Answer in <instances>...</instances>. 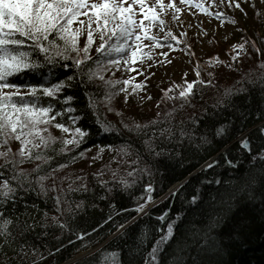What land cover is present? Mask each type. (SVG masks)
<instances>
[{
  "label": "snow or ice",
  "instance_id": "snow-or-ice-1",
  "mask_svg": "<svg viewBox=\"0 0 264 264\" xmlns=\"http://www.w3.org/2000/svg\"><path fill=\"white\" fill-rule=\"evenodd\" d=\"M249 3L252 8L257 7L255 0H212L211 4H206L205 0H180L184 6L215 16L217 20H226L233 26L238 24L234 17L211 9L223 6L240 10L247 16L242 5ZM260 4L264 7V0H260ZM169 10L178 21L183 8L176 0L167 3L165 0H0V264H45L49 257L62 250L63 241L59 236H54L58 243L55 251L45 249L47 255L30 244L25 237L36 228L44 229L45 236L53 228L71 233L82 246L77 251L83 250V259L91 258L94 264H168L169 260L171 264H219L217 257L226 247L225 236L231 239L234 235L228 221L237 207L239 194H245L248 200H264V195L256 194L257 185L264 193V111L260 113L259 123L247 130H244L246 124H242L238 135L233 121L220 118L219 112L205 108L199 110L198 115H181L187 107L197 111L196 96L200 94L203 99L202 93L216 89L214 81L221 79L212 71L207 73L209 79H203L199 63L195 66V79L188 80V73H184L183 84L175 85L180 89L178 95H172V88L162 90L155 118L125 122L124 114L117 112L121 117L119 123L108 119L107 114L116 111L113 101L118 95L123 93L127 103V98L144 91L145 81L155 75L150 71L154 64L149 63L154 59V49L175 50L174 44L183 43L170 30L163 36V42L152 34L155 27L161 32L167 27L164 17ZM256 15L264 13L258 11ZM97 34L100 43L94 48ZM81 37H84L83 44ZM258 38L264 43V32ZM227 39L225 36L224 40ZM230 51L235 53L231 61H222L216 56L212 60L238 70L241 64L233 62L249 59L254 51L261 56L259 73L249 70L237 83L264 85V49L257 46L256 39L244 36L240 42L230 45ZM159 55L164 57L159 62L161 66L165 62L172 63L168 52L161 51ZM209 63L211 61H206L203 67ZM121 68L143 76L144 80L136 83V76L115 79V71ZM58 69L71 71H61L58 76ZM108 72H112V76H107ZM30 76L39 79L32 82L27 79ZM21 78H24L23 83L15 82ZM78 89L83 90L84 108L94 115L98 134H129L121 145H106L121 158L117 163L128 164V158L135 157L126 175L120 176L117 168L111 170L112 181L100 179L103 172L97 176V184L103 190L100 193L86 183L74 188L75 181L64 189L63 183L68 177L58 176L68 164L58 163L57 157L71 155L74 161L77 157L73 149H79L92 135L81 123L85 116L76 106ZM249 91L246 86L226 87L212 108L219 109L221 104L232 106L234 115L238 113V118L246 121L247 111L236 108L232 97ZM261 91L264 92V88ZM147 99L152 97L147 96ZM167 101H173L174 106L161 111V104ZM177 101L178 107L175 106ZM53 126L65 135L54 136L50 131ZM229 141L237 146V156H232L234 149ZM13 142L18 143L15 149ZM213 150L216 155H212ZM86 151H79L80 159L86 156ZM104 151L105 148L100 147L97 155ZM188 153H203L204 163L196 173L189 172L188 177L157 200L154 178L159 168L168 167V161L184 167ZM240 154L250 164L246 177L242 182L222 180L216 169L235 171L242 165ZM96 159L97 156L92 157L93 161ZM28 164L34 167H25ZM209 173L213 178L200 180L185 198L189 206L186 210L175 213L167 206L155 216L156 223H151L153 209L158 204L176 200L193 178ZM76 179L83 181L84 177ZM214 184L220 188L208 187ZM137 187L140 195L135 194ZM70 192L91 193L93 200L98 195L107 205L109 211L99 228L93 227L89 232L74 226L80 213L86 212L88 207L99 208V204L73 200ZM124 193L134 199L135 207L117 211L112 201ZM33 194L45 203L51 200L57 215L49 217V212L39 208L35 201L29 205L28 197ZM124 213L135 214L116 219ZM194 215L199 219H194ZM105 225H111L106 233L110 240L101 243L93 236L99 235ZM110 242L122 244H118L117 250L108 251L106 246ZM69 243L74 241L69 240ZM94 244L100 245L95 251L92 250ZM174 245L179 246L178 250Z\"/></svg>",
  "mask_w": 264,
  "mask_h": 264
},
{
  "label": "trees",
  "instance_id": "trees-1",
  "mask_svg": "<svg viewBox=\"0 0 264 264\" xmlns=\"http://www.w3.org/2000/svg\"><path fill=\"white\" fill-rule=\"evenodd\" d=\"M261 11V5H257L255 9L250 11V14L254 21H249L246 24L245 28L239 32L243 37L247 36L253 39H256L257 46L264 49V43L261 42L259 39V35L261 32H264V15L257 16V12ZM233 12L226 14L229 17H233ZM183 43L185 46L186 52L194 53L191 55L196 63H199L203 68V63L197 58L196 52L194 50V44L199 41V38L192 37L187 39L186 36L183 38ZM82 44V42H81ZM190 45V48L188 47ZM93 54L95 52L93 51ZM261 61V56L254 51L252 52L251 56L247 60H241L240 70H230L223 65L218 66L215 69V73L221 76L219 81H214L217 84L216 89L212 90H205L202 95L203 99L200 98V94H198L194 100L196 105L197 111H193L191 107H187L184 110V113L181 115H198L199 110L208 109L209 111H216L220 113V118L228 120L231 119L236 127V135L239 134V130L242 127V124H246L244 130H247V127H252L254 123H259L260 120V113L264 111V92L261 91L264 88V85L256 84V85H245L244 83H237L238 81H242L244 79V74L249 70H254L259 73L260 69L258 65ZM201 68V69H202ZM61 71L63 72H70L69 69L57 70V75L59 76ZM107 76H112L111 73H106ZM115 79H120L118 71H115ZM23 79H18L16 83H23ZM27 79L32 80V82H37L39 79L38 76H30ZM175 82L170 83H160L156 85V95H155V106L161 102V97L163 95L162 90L168 89L173 87ZM248 87L249 92L241 93L239 96H233L232 100L235 103L236 108H239L241 111H247V120L241 121L238 118V113L234 115L235 109L232 106H227L225 104H221L219 109H213L212 105L217 102V100L221 97L223 90L226 87ZM119 87V86H118ZM76 95L78 97L76 106L81 109V114L85 116V119L81 122L83 126H86L89 130L92 131V135L88 138L87 142L80 146L79 149H73V154L76 155L77 159L72 161L71 155L65 157H57L58 163H67L68 167L62 170L58 176L60 178L68 177V179L64 180L63 188L67 189L69 183L75 181L72 185L74 188L79 187L81 183H86L90 189H95L97 193L102 192L103 190L99 188L97 184V176L103 172V175L100 176V179L112 181V171L114 169L119 168V175L124 176L126 175L127 171L131 170L130 161L135 157H129V163L124 164L123 162L117 163V160H120V157L116 156L114 152L112 157H109L105 160L102 157L98 156V149L100 147L106 148V145L113 144V145H121L125 143L128 133L125 132L123 136L120 135H113V134H104V133H97L96 128L97 125L94 123V115L91 112L85 110L84 105L86 103V98L83 95V90L78 89L76 90ZM172 95H178V91L174 90ZM125 101V96L120 94L118 95L115 100L113 101L114 108L116 109L115 112H110L107 114L108 119L113 120L117 123L121 120V117L117 115V112H122L124 114L123 119L125 122L131 121L133 119L137 121H147L152 118H155L157 115V108L153 112H144L143 110L138 108L135 99L130 100L127 98V103ZM174 106L173 101H167L166 103L161 104L160 110L163 111L164 109H170ZM175 106H179V101L175 102ZM139 109V110H138ZM221 109H223L221 111ZM179 118V117H178ZM59 119V118H58ZM67 119V118H65ZM52 134L56 137H63L62 134L57 133L54 131V126L51 127ZM13 142V149L18 147V143ZM234 149L232 151V156H237L238 152L235 150L237 146L229 141ZM71 147V146H70ZM219 147V146H217ZM95 148H97L95 150ZM87 149H91V151H86ZM79 151H86V156L83 159L79 158ZM204 154H191L188 153V159L185 162L184 167H181L179 164L175 163L174 161H168V167H160L159 173L154 178V183L156 186V192L154 193L155 198L160 200L161 197H164L169 189L174 185L178 184L179 182L183 181L186 177H188L189 172L196 173L200 166L204 163V159L202 156ZM212 155H216V151H212ZM93 156H97L95 161L92 160ZM240 159L242 160V165L236 169L235 171L232 170H225V168H217L216 171L221 173L220 178L224 181L232 180L234 182H242V180L246 177L248 169L250 168V164L248 160L245 158L244 155L240 154ZM106 165L108 167H106ZM56 167V164L52 165ZM25 167L32 168L34 167L33 164L25 165ZM77 176L84 177L83 181L77 180ZM213 178V174L209 173L207 175L200 174L191 180V184H189L185 190V192L180 195L174 201L165 200L163 203L157 205L152 212V221L151 223L155 224V216L159 215L161 211H163L167 206H170L174 209L175 213H181L183 210H186L189 206L185 202V198L192 192L193 188L198 185L200 180L204 179H211ZM51 184V181H49ZM212 190L220 188V185H210L208 186ZM257 188V196L264 195V193L260 192L259 185L256 186ZM136 195H140V189L137 187L135 190ZM55 195V193H52ZM69 197L73 200H80L84 199L87 202L91 203L94 202L99 204V208L88 207L86 212L80 213L74 221V226L80 229H87L91 232L93 227L99 228V225L103 222L104 218L109 211L107 205L104 202H101L97 197L93 200L91 193H69ZM239 201L237 203V207L232 212L228 224L231 226L232 238L229 239L227 236L224 238V244L226 247L217 257L219 264H264V200L255 199V200H248L246 195L241 193L239 194ZM35 201L39 208H44L49 212V217L57 215V213L53 210V205L51 200L47 201L46 203L42 200V198H37L34 194L28 197L29 205ZM116 205L117 211H121L122 208L132 209L135 207V201L132 197H130L127 193L121 194L117 196L113 201ZM21 211H23V205L20 206ZM103 210V211H101ZM135 213H124L123 216L117 217V220H123L129 218L130 215H134ZM187 215V212H184ZM194 219H199L198 216H193ZM111 225H105L103 229H100L99 235L93 236V239L100 240L101 243H104L105 240H110L109 237L106 236L107 231ZM44 229L36 228L33 232L27 234L25 239L30 243L35 245V247L39 248L41 252L47 255L45 251L46 248H50L55 251V248L58 246L57 241L54 239V236L61 237L63 241L62 250L57 253L53 257H49L48 261H45V264H65L72 259L81 251H77V248H81V244L79 241H76L75 236L69 232H61L59 229H49L48 235L45 236ZM222 231H227V229H223ZM69 240L74 241V243H69ZM131 243V239L128 241ZM118 244H122V242H110L107 244L106 248L108 251L117 250ZM99 244H94L92 246L93 251L96 248H99ZM174 247L178 250V245H174ZM189 255L194 256V252H189ZM84 257V256H83ZM83 257L79 258L76 261H79L80 264H94L91 258L88 260L83 259ZM99 257L97 256V259ZM127 254L124 255V259L127 260ZM69 264H73V261ZM168 264H171L169 260Z\"/></svg>",
  "mask_w": 264,
  "mask_h": 264
},
{
  "label": "rangeland",
  "instance_id": "rangeland-1",
  "mask_svg": "<svg viewBox=\"0 0 264 264\" xmlns=\"http://www.w3.org/2000/svg\"><path fill=\"white\" fill-rule=\"evenodd\" d=\"M165 2L167 3L168 0H165ZM211 2L212 0H205L206 4H211ZM255 2L257 5H261L260 0H255ZM176 3L178 6L183 8V12L179 14V20L177 21L173 19L171 10H169V14L164 17L167 22V27L163 32L160 31L159 27H155L152 29V34L160 37L162 42L163 36L169 30L181 41H183L184 36H186L187 39H190L192 37L199 38V41L194 44V50L196 52L197 58L203 63V65H205L206 61H211V63L207 64L206 68L203 67L201 69L202 78L207 80L209 79L207 73L209 71L214 72L215 69L220 66L212 60V57L216 56L222 61H231V57L235 53L230 51V45L242 40L243 36L239 32H241L242 29L245 28L246 24L249 23V21H254L253 17L249 15L250 11H252L254 8L250 6V3L242 5V7L247 12V16L243 15L240 10L226 8L223 6H221L219 9H211L212 11L219 10L229 13L233 12V17L238 21V24L236 26H233L226 20H217L215 16H207L203 13H200L198 9L184 6L180 4V0H176ZM261 11L262 13H264V7H261ZM145 23H147V21ZM76 26L78 25H74V27ZM198 32L201 33V35H198ZM203 32H207L208 35H202ZM183 33H187V35H183ZM225 36L228 37L226 41L224 40ZM95 39L96 45H94V48L100 43L98 34L95 36ZM83 41L84 37H81L82 44ZM174 48L175 50H171L167 47L163 49H154V59L152 61H149V63L154 64V67L150 71L154 72L155 75L152 76L149 80L145 81L146 88L144 91H141L139 95L133 94L129 96L130 100H136L138 108L143 110L144 112H153L155 110V95L157 84L170 83L172 81L175 82V85H181L184 82V73H188V80L195 79L194 70L197 63L195 62L194 58L188 52H186L184 43L174 44ZM145 51H147V49H145ZM161 51L168 52L169 58L172 60L171 64L165 62L164 66L160 65L159 62L164 60V57L159 55ZM233 63L235 65L236 63H240V61ZM239 70L240 68L235 71ZM113 71L115 70L113 69ZM118 73L121 80L129 79L130 76H136V73L126 72L123 68H121ZM143 80V76H136L135 82L139 83ZM175 85L170 88H172L173 91L177 90L179 92L180 89L176 88ZM121 94L124 95L123 93ZM147 96H151L152 99L148 100ZM51 129L52 128L50 127V131L53 130ZM54 131L62 134L63 136L65 135L58 129L54 128ZM96 149L97 148H95V150ZM113 154L114 152L105 148V151L103 153H100L99 156L102 157L103 160H105L109 157H112ZM92 250H94V248ZM83 256L84 251L79 252L72 260L74 262Z\"/></svg>",
  "mask_w": 264,
  "mask_h": 264
},
{
  "label": "water",
  "instance_id": "water-1",
  "mask_svg": "<svg viewBox=\"0 0 264 264\" xmlns=\"http://www.w3.org/2000/svg\"><path fill=\"white\" fill-rule=\"evenodd\" d=\"M73 260H71V261H69V262H67L66 264H69V263H71Z\"/></svg>",
  "mask_w": 264,
  "mask_h": 264
}]
</instances>
